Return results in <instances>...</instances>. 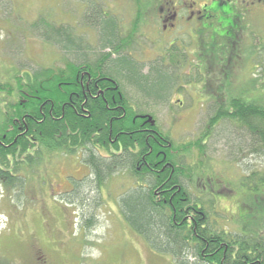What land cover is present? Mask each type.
<instances>
[{"label":"rangeland","instance_id":"1","mask_svg":"<svg viewBox=\"0 0 264 264\" xmlns=\"http://www.w3.org/2000/svg\"><path fill=\"white\" fill-rule=\"evenodd\" d=\"M89 2L96 5L95 18ZM135 11L132 0H0V84L12 82L14 74L60 65L72 57L45 41L40 19L51 26H69L95 52L96 23L114 21L119 33L125 34ZM224 15L206 31L183 26L163 31L151 10L139 24L128 51L145 64V71L150 63L160 62L173 45L186 55L172 88L168 89L167 71H156L155 80L139 84L141 94L152 97L140 96L133 87L125 90L133 105L154 116L176 144L198 137L213 98L238 96L264 104V10ZM166 68L173 70L171 65ZM10 99L0 90L1 109ZM251 141L237 122L223 120L208 139L203 157L195 149L185 157L188 164L199 159L205 162L215 190L225 183L235 189V193L213 192L204 179L187 182L194 196L215 198L213 206L221 213L222 226L234 225L246 212H240L245 191L236 188L241 176L264 170V155L245 149ZM82 153L52 155L31 170L10 172L24 180L14 187L0 181V260L14 264H173L170 256L150 248L119 209L121 194L132 180L127 170H119L100 186L88 176L89 182H80L78 191L72 193L77 181L89 173Z\"/></svg>","mask_w":264,"mask_h":264},{"label":"trees","instance_id":"2","mask_svg":"<svg viewBox=\"0 0 264 264\" xmlns=\"http://www.w3.org/2000/svg\"><path fill=\"white\" fill-rule=\"evenodd\" d=\"M95 6L88 4L93 10ZM142 6L136 7L125 34L119 33L114 21L96 23L95 52L69 26L39 20L45 41L72 57L60 65L14 74L12 82L0 84V90L11 98L0 108V181L14 187L24 180L10 172L31 170L52 155L83 151L81 160L89 173L77 181L72 193L88 176L100 186L119 170H127L132 180L121 194L119 209L150 248L170 256L173 264H264V170L241 176L236 188L245 191L240 212H246L234 225L222 226L221 213L213 206L215 198L194 196L187 182L204 179L213 192L235 193V189L225 183L215 190L205 162H185L193 149L203 157L208 139L223 120L237 122L251 138L247 152L264 155V104L238 96L213 98L198 137L176 144L154 116L133 105L125 91L133 87L140 96L152 97L141 94L139 84L155 80L156 71H167L168 89L172 88L185 63L186 55L175 45L166 49L160 62L150 63L147 71L143 62L129 54L139 24L145 20ZM96 14L94 10V18ZM0 264L14 263L4 259Z\"/></svg>","mask_w":264,"mask_h":264},{"label":"flooded vegetation","instance_id":"3","mask_svg":"<svg viewBox=\"0 0 264 264\" xmlns=\"http://www.w3.org/2000/svg\"><path fill=\"white\" fill-rule=\"evenodd\" d=\"M134 8L142 6V14L154 10L163 31L196 28V32L206 31L208 25L219 24L222 15L228 16L241 11L264 10V0H132ZM136 9V10H137ZM195 23V24H193ZM205 25L204 28L202 26ZM194 31V30H192ZM195 32V31H194Z\"/></svg>","mask_w":264,"mask_h":264}]
</instances>
